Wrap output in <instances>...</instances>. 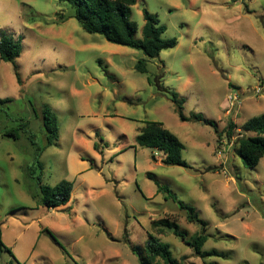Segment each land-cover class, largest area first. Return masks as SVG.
<instances>
[{
  "label": "rangeland",
  "instance_id": "374dc122",
  "mask_svg": "<svg viewBox=\"0 0 264 264\" xmlns=\"http://www.w3.org/2000/svg\"><path fill=\"white\" fill-rule=\"evenodd\" d=\"M143 9L165 27L163 39L177 41L154 58L87 33L67 3L0 0V36L21 44L14 62L0 63V264H141L133 248L148 235L178 264H264V157L245 168L236 155L239 138L253 135L242 125L264 114V0H137L129 15L137 39ZM157 85L178 94L186 117L215 122L217 135L181 122ZM43 106L58 121L51 146ZM146 121L180 140L188 167L136 145ZM12 130L16 138L4 135ZM37 178L71 182L69 202L46 208ZM156 183L206 223L201 251L221 255L201 258L152 226L174 221L187 241L202 232Z\"/></svg>",
  "mask_w": 264,
  "mask_h": 264
},
{
  "label": "trees",
  "instance_id": "16d2710c",
  "mask_svg": "<svg viewBox=\"0 0 264 264\" xmlns=\"http://www.w3.org/2000/svg\"><path fill=\"white\" fill-rule=\"evenodd\" d=\"M137 0H58V2L67 3L74 12V18L80 24L82 29L90 34H98L112 44L129 47L140 50L148 58H154L159 55L162 50L173 48L177 45L175 38L163 39L162 34L165 27L159 24L156 16L149 13L146 9L142 10L144 25L142 27V38L135 37L137 25L129 19L130 8L136 4ZM21 53V44L8 36H0V63H12ZM137 71L146 72V63L139 60L135 65ZM18 82L19 79H18ZM160 92L166 93L176 105L178 118L181 122L195 121L202 122L212 127L217 135L216 123L205 119L201 114H190L186 117L183 110V100L177 93L167 91L157 85ZM42 127L46 140V146H51L58 138V121L55 113L48 107L43 106L41 109ZM234 124L229 123L226 130L230 136ZM245 133H251L252 136L241 137L238 140L236 155L240 158L245 168L255 167L260 159L264 157V114L254 116L248 119L241 127ZM5 136L16 138L14 131L6 132ZM219 136V134H218ZM35 145V143L30 140ZM136 145L160 152L163 157L161 163L164 165H175L188 167L183 160L181 151L183 145L180 140L169 130L165 129L161 123L155 121H146L135 137ZM154 159V156H153ZM148 177L153 179L151 174ZM39 190L41 193V202L48 209L59 208L65 206L71 197L72 183L67 180H61L56 185L43 186L37 178ZM157 184V183H156ZM157 193H162L165 199H171L177 204L180 210L186 211V220L188 223H198L202 226V232L195 234L191 240H185V234L179 230L178 225L174 221L168 219H160L152 222L153 227H161L171 232L181 241L190 247L194 253L203 258L209 254L221 255L216 251L202 252V246L207 240L203 234L206 223L199 219L195 209L176 199L164 186L157 184ZM140 194L143 196L141 191ZM2 243L0 241V248ZM64 252V248H61ZM138 255L141 264H178L171 254L169 245L160 242L152 235H148V239L144 247L133 248Z\"/></svg>",
  "mask_w": 264,
  "mask_h": 264
},
{
  "label": "built area",
  "instance_id": "2783aa9c",
  "mask_svg": "<svg viewBox=\"0 0 264 264\" xmlns=\"http://www.w3.org/2000/svg\"><path fill=\"white\" fill-rule=\"evenodd\" d=\"M236 101H237V99L235 98V96L234 97H231V96L228 97V104L230 105V109L234 108V104Z\"/></svg>",
  "mask_w": 264,
  "mask_h": 264
},
{
  "label": "crops",
  "instance_id": "0c3cea01",
  "mask_svg": "<svg viewBox=\"0 0 264 264\" xmlns=\"http://www.w3.org/2000/svg\"><path fill=\"white\" fill-rule=\"evenodd\" d=\"M143 127V126H142ZM142 127H140V128H142ZM140 128H138V131L140 130ZM153 151H155V150H153ZM155 152H157V151H155ZM158 153H160V152H158ZM161 154V153H160ZM162 155V154H161ZM155 157V156H154ZM162 157H163V155H162ZM162 157H161V159H162Z\"/></svg>",
  "mask_w": 264,
  "mask_h": 264
}]
</instances>
